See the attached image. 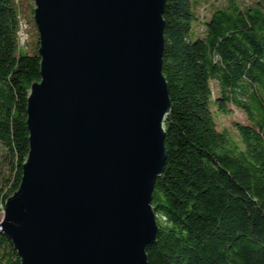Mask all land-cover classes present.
Returning a JSON list of instances; mask_svg holds the SVG:
<instances>
[{
  "label": "water",
  "instance_id": "1",
  "mask_svg": "<svg viewBox=\"0 0 264 264\" xmlns=\"http://www.w3.org/2000/svg\"><path fill=\"white\" fill-rule=\"evenodd\" d=\"M165 0H33L39 79L0 232L20 264H148L170 112Z\"/></svg>",
  "mask_w": 264,
  "mask_h": 264
},
{
  "label": "trees",
  "instance_id": "2",
  "mask_svg": "<svg viewBox=\"0 0 264 264\" xmlns=\"http://www.w3.org/2000/svg\"><path fill=\"white\" fill-rule=\"evenodd\" d=\"M20 6L0 0V211L20 180L26 90L39 79L37 37L31 51L18 44ZM162 17L171 107L147 262L264 264V0H165ZM233 108L243 118L218 128ZM0 264H20L1 232Z\"/></svg>",
  "mask_w": 264,
  "mask_h": 264
},
{
  "label": "rangeland",
  "instance_id": "3",
  "mask_svg": "<svg viewBox=\"0 0 264 264\" xmlns=\"http://www.w3.org/2000/svg\"><path fill=\"white\" fill-rule=\"evenodd\" d=\"M21 12L20 15L23 16L24 19H26L28 28V37L25 39V42L22 46H20L21 49L31 51L35 44V39L38 36L36 26L33 20V15L31 12V3L33 4V0H19ZM199 12H202V14H206V9L199 7ZM243 118V114L239 111L233 108V111L229 114H218L217 115V126L218 128H227L232 130V121L233 120H241ZM1 165V164H0ZM0 172L6 173L5 166H0ZM3 218V210L0 212V221Z\"/></svg>",
  "mask_w": 264,
  "mask_h": 264
},
{
  "label": "built area",
  "instance_id": "4",
  "mask_svg": "<svg viewBox=\"0 0 264 264\" xmlns=\"http://www.w3.org/2000/svg\"><path fill=\"white\" fill-rule=\"evenodd\" d=\"M27 28H28L27 21L23 17H19L18 30H17L18 44L19 45H23L25 42V39L28 37ZM2 210H3V207H1V211Z\"/></svg>",
  "mask_w": 264,
  "mask_h": 264
}]
</instances>
